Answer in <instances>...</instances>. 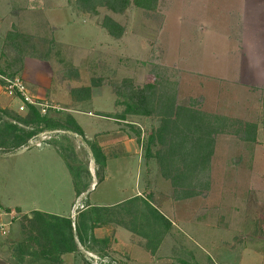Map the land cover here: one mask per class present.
I'll use <instances>...</instances> for the list:
<instances>
[{
  "label": "rangeland",
  "instance_id": "rangeland-1",
  "mask_svg": "<svg viewBox=\"0 0 264 264\" xmlns=\"http://www.w3.org/2000/svg\"><path fill=\"white\" fill-rule=\"evenodd\" d=\"M52 6L56 7L55 11L50 10ZM69 6L77 12L76 21L69 19L72 12L65 9ZM222 9L221 20L212 18L214 13L209 10L207 13L203 6L198 7V0H157L152 9L130 5L123 12L99 7L97 13L80 11L74 0H0L1 70L7 71L10 59L16 55L13 46L5 42L8 28L14 24L13 30L23 31V37L18 39L23 56L38 57L45 65H53L52 75L56 79L65 78L68 69L73 88L97 87L98 95L91 96L92 112L97 116L113 110L114 102L124 110L122 88L150 83L154 80L153 71H158L173 83L166 87L169 91L175 87L176 103L193 104L208 113H218L216 115L226 120L220 127L221 132L214 136L209 189L195 199L176 204L179 216L168 212L169 207L159 209L174 224L170 222L175 231L170 243L157 245V238L162 240L168 231L165 221L155 218L138 198L124 207H103L99 215L100 225L126 226L143 234H137L132 249L130 244L129 247L107 245L101 249L90 240L80 242L76 238L78 251L63 256L60 263L31 255L21 256L15 247L28 232V221L23 217L26 213L20 211L26 207L21 205L14 207L21 217L9 225L7 235L0 234V264H89L85 258L89 249L107 253L117 264H264V129L260 123L264 92L249 91L225 77L192 74L199 69L198 65H211L215 55L225 53V37L218 35L226 30L223 22L228 20L227 9L223 5ZM106 15L120 25V36H112L102 26ZM204 19L213 25L209 27L210 34L202 29ZM63 23L64 27L58 28ZM11 95L0 80L1 110L3 106L8 107ZM128 116L141 123L140 127L125 125L138 141L135 140L141 163L140 185L145 192L149 191L145 197L148 198L150 192L165 197L171 191L173 197L170 182L166 185L160 180L155 158L159 145L148 143L160 119L154 114L136 115L138 118ZM77 117L85 127V121L96 116ZM7 119L0 118V127ZM248 124L255 128L247 129ZM123 129L126 132V128ZM49 141L64 156L70 173H58L56 167L49 164L33 167V153L38 149L35 146L29 147L31 152L26 156L15 151L18 149L1 147L0 209H8L6 206L24 198L21 193L30 179L28 173L37 179L30 186L55 187L54 195L60 193V209L73 197L71 181L74 179L75 185L84 187L92 180L90 173L98 181L89 195L91 202L113 203L121 196L132 194L136 161L130 170V166H119L111 160L108 169L103 170V166L93 165L90 142L83 136L64 130ZM122 187L125 188L123 192ZM153 204L160 208L159 203ZM79 212L72 218L70 212L72 221H76Z\"/></svg>",
  "mask_w": 264,
  "mask_h": 264
},
{
  "label": "crops",
  "instance_id": "crops-1",
  "mask_svg": "<svg viewBox=\"0 0 264 264\" xmlns=\"http://www.w3.org/2000/svg\"><path fill=\"white\" fill-rule=\"evenodd\" d=\"M200 5L206 8L207 13L209 11L213 12L214 15H212V18L214 17L215 19H221V16H224L222 14V5L225 9H227L226 12L228 14H226V16L228 17V20L226 19L223 22L226 24V30L223 33L218 32L219 37L220 35L225 37L223 41L226 42V47L225 53L221 55H215L214 62L210 63L211 65L200 64L198 65L199 69H197V71L192 74L216 76L219 78L225 77L234 84L243 85L244 88L249 91L258 90L260 92H264V0H198V7ZM54 7L55 6H52L53 9L50 10L55 11L56 7ZM65 9L72 12V15H70L69 18L70 21H76V18H78L77 12H75L70 6L66 7ZM208 15L209 14L205 15V18L208 17ZM187 16L189 17V13ZM202 22L203 25L201 26L204 30V33L210 34L209 30L211 29L209 27L213 28V25H211L206 19H204ZM13 26L14 24H11V26L8 28V31L12 30ZM61 27H64V23L63 26L60 24L58 28ZM43 62L44 61L39 60L38 57L23 56L22 54L18 56L16 54L12 57V59H10V62L8 63L10 68L7 66V71H2L6 74L13 73L12 75L18 74L21 76L26 84L28 93L33 99L39 101L47 100L52 105L59 107L60 111H65L70 114L81 127L83 131V137L88 141L94 140L101 147L102 152L106 156V164L103 167V170L108 169L109 162L111 160L116 161L119 166H130L128 168L130 170L131 167L134 166L133 161H136L135 188H131L132 194L121 196V199L113 203L91 202L89 200V195L93 189H96L98 181L96 176H92L90 173V179L92 180H90V182H88V184L84 187L79 188L77 186V189L80 190L79 195H76L75 192L76 186L74 179L71 181L72 185L70 190L73 197L71 196L66 201V207L60 209V204L58 203L60 201V193L57 192V195H54L56 192L55 187L51 185V188H48L42 184H40L41 188L36 184L33 187L30 186V184L37 179L32 178L31 173H28L30 179L26 181L27 185L24 187V192L21 193V195H24V198H20L19 202H13V205H8L6 207L16 208L22 205L26 208L20 211L26 213L28 217H30L32 211H39L45 215H55L70 218L72 204L77 198L87 205L86 209L82 210L83 212L94 206L99 208H106L110 206L124 207V205L126 206L127 203L133 202V200L139 198L142 201H147L169 222H171V224H173L169 216L167 217L165 214H163L161 211L162 208L169 207L168 212L172 213L173 216H179L180 214L176 204L186 203L188 200L197 198L198 195L191 198L177 200L172 197L171 191L170 195L165 197H157V194L155 195L153 192H150L148 198L145 197V193L149 191L145 192L140 185L141 163L137 147L138 141L132 136L131 132H128V127L125 125L136 124L140 127L141 123L139 120L135 118L129 119L128 115L126 117L119 116L123 113V110L118 105L116 106L115 102L113 110H111L109 113L106 112L105 115L104 112H101L103 115L97 116L92 112L91 106V96L94 98L96 95H98L96 93L97 87L91 89V95L88 99L76 101L71 97V95H69V89L74 87V85H71L72 78H69L70 76L61 80L54 78L52 75V72L54 71L53 65H45ZM11 96L12 101L8 102V107L3 106V108L6 107L8 110L21 114L17 110L21 103L20 97L14 94ZM61 97L63 100H60ZM52 110L56 109H49L48 111L52 112ZM205 112L208 113V111ZM77 115L96 117L89 119L87 122L85 121L84 127L79 121ZM135 117L138 118L136 115ZM123 128H126V132L130 134H127ZM129 128L131 130L133 129V127ZM37 148L38 149L34 150L33 153V156L36 158L32 157L34 159L31 162L34 165L33 167L36 165L44 167L43 165L49 164L51 167H56L58 173L64 172L66 175L70 173L68 163L53 142L48 141L46 145ZM9 149L12 148H8V150ZM15 149H18L15 150L16 152H20L19 154L25 156L28 152H31L29 151V148L24 149L22 146L21 149H19V147ZM92 162L94 166L98 167V164L95 162L94 158ZM130 170L127 171L129 172ZM160 180L166 185L169 182L167 179L162 178V176ZM124 189L125 188L122 187L121 191L123 192ZM140 200L136 202L139 204ZM156 202L159 203L160 208L153 204ZM175 219L179 220L178 218ZM167 230L168 231L165 232L166 235L164 238L162 240L159 238L157 245L160 243L162 246L164 243L168 244L172 241L171 234L175 232L173 230V226L170 225ZM137 234L143 235L139 231L135 232L132 228H127L126 226H116L115 228H112L111 224H99L93 229V235L95 238L108 239V246L123 244V246L126 245L129 247L130 244L131 249L136 242ZM72 253L75 252H68L60 255L58 262L60 263L62 261L63 256Z\"/></svg>",
  "mask_w": 264,
  "mask_h": 264
},
{
  "label": "trees",
  "instance_id": "trees-1",
  "mask_svg": "<svg viewBox=\"0 0 264 264\" xmlns=\"http://www.w3.org/2000/svg\"><path fill=\"white\" fill-rule=\"evenodd\" d=\"M74 1L77 9L91 13H97L99 7H105L112 12H123L130 5L149 10L157 3V0ZM102 26L114 37L121 34L120 25L108 15L104 16ZM19 37H23V32L17 29L8 31L5 37V42L8 41L13 46L18 56L21 55ZM0 73L6 74L1 69ZM66 73V77H69L68 69ZM152 75L154 80L150 83L136 87L127 85L122 88L121 95L125 98L123 101L125 108L119 116L156 115L160 119V124L149 135L148 143L155 142L159 145L155 158L161 176L170 182L173 197L177 200L200 195L209 189L214 136L221 132L220 127L226 120L224 117L200 110L193 104L176 103L175 87H172L171 91L166 87L173 83L158 71H153ZM70 95L76 101L88 99L91 95V87L72 88ZM2 116L8 118V121H3V127H0V148L21 147L42 130L61 129L83 136V131L75 119L70 114L58 110L48 111L42 115L36 107L27 105V111L23 114L6 108L0 109V118ZM260 123L264 129V110ZM249 127L255 128L254 125L248 124L247 129ZM89 142L95 162L104 167L106 156L101 147L95 141ZM75 186L76 195H79L80 190L77 189V184ZM142 203L150 208L155 218L163 219L165 229H168L170 222L147 201ZM101 208L94 206L87 211L79 212L75 222L69 217L45 215L39 211H32L30 217L24 214V219L28 221V232L24 233L23 238L17 242L16 251L21 256L31 255L34 258L59 261L60 255L78 251L75 237L80 242L90 240L99 244L101 249H105L108 239H98L93 235V229L100 224ZM154 221L156 222L157 219Z\"/></svg>",
  "mask_w": 264,
  "mask_h": 264
},
{
  "label": "built area",
  "instance_id": "built-area-1",
  "mask_svg": "<svg viewBox=\"0 0 264 264\" xmlns=\"http://www.w3.org/2000/svg\"><path fill=\"white\" fill-rule=\"evenodd\" d=\"M0 80L1 82H3L4 90L7 93L14 94L20 97L21 103L18 106V112H26L27 105L36 107L42 115L46 114L49 109H59V107L52 105L47 100L39 101L33 99L28 93L24 80L18 74L5 75L0 73ZM61 132H64V130H42L33 135L22 147L24 149H27L31 146L42 147L47 144V142L53 137V135ZM85 208L86 206L79 199H77L71 207V218ZM20 217L21 215L19 211L14 208L0 209V234L2 236L7 235L9 225L13 221L18 220ZM85 258L89 264H117L115 259H113L107 253H100L91 249L86 251Z\"/></svg>",
  "mask_w": 264,
  "mask_h": 264
}]
</instances>
